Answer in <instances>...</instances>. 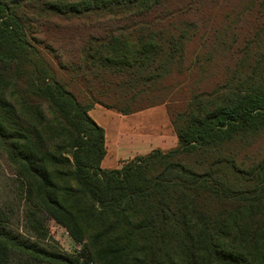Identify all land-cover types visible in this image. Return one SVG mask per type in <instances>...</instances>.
<instances>
[{
	"label": "trees",
	"instance_id": "1",
	"mask_svg": "<svg viewBox=\"0 0 264 264\" xmlns=\"http://www.w3.org/2000/svg\"><path fill=\"white\" fill-rule=\"evenodd\" d=\"M172 1L0 0V137L16 166L21 195L46 201L51 138H44L1 97L13 88L26 106L45 104L56 120L51 132L56 135L57 124L72 138L74 178L94 206L108 212L125 205L144 209L138 226L147 247L144 264H264V166L255 171L259 184L239 191L212 174V168L197 171L183 164L185 158L207 155L237 140L248 142L264 127V90H253L255 80H244L252 90L240 94L235 88L236 98L224 106L197 97L191 105L195 113L188 109L178 121L172 118L177 148L155 150L120 169L102 168L105 131L90 111L96 105L122 115L143 109L104 104L96 98L97 88L110 84L149 97L163 80L184 69L192 42L204 39V50L225 44L205 37L203 26L182 17L180 8H171ZM261 7L264 18V2ZM53 30L59 31L56 38L51 37ZM262 37L245 48V57L254 58L253 45L263 46ZM236 44L229 45L235 59ZM261 59L264 55L256 61ZM62 72L69 82L59 78ZM79 81L87 85L85 102L77 94H82ZM221 161L236 171L233 160ZM9 220L0 208V221ZM3 232L0 250L6 253L0 252V264H8L7 244L20 239ZM14 251L39 253L25 242L14 245ZM74 257L69 264H94L85 249ZM39 264L63 263L48 258Z\"/></svg>",
	"mask_w": 264,
	"mask_h": 264
},
{
	"label": "rangeland",
	"instance_id": "2",
	"mask_svg": "<svg viewBox=\"0 0 264 264\" xmlns=\"http://www.w3.org/2000/svg\"><path fill=\"white\" fill-rule=\"evenodd\" d=\"M263 2L173 0L171 8H180L182 17L203 26V31H207L205 37L221 40L225 44L204 50L201 49L206 42L204 39L192 42L185 52L184 69L163 80L149 97L144 93L133 96L108 84L105 90L97 88L96 98L122 110L143 109L137 112L143 113L142 116L135 118L130 127L156 134H162L163 129H171L176 134L172 118L178 121L186 111L195 113L196 109L191 106L195 98L201 97L202 101L211 102L215 107L224 106L236 98L235 88H240V94L252 90L249 88L251 84L247 86L244 80H255L252 84L254 91L264 90V60L256 61L264 55V43L261 44L263 46L253 45L256 49L252 51L253 59L243 54L253 40L261 36L264 40V18L261 17ZM184 7L185 11H182ZM58 32L53 30L51 37L56 38ZM234 42L237 43L233 48V52L238 54L236 59L229 50ZM195 64H198V68L196 66L195 71H190ZM59 78L69 82V75L65 72ZM78 85L82 91V94L77 91L79 99L85 102L83 93L86 94L87 85L81 81ZM1 98L15 106L19 115L37 128L44 138H51V157L46 159L48 196L43 201L34 196L26 198L21 195L19 177L15 175L16 166L9 159L0 137V208L10 219L9 223L0 221V232L11 233L20 239L13 245L7 244V263L39 264L43 259L55 258L69 264L70 260H75L74 256L85 249L94 264H144L147 247L144 234L138 228L144 218V209L125 205L114 212L98 210L75 181L70 157L72 138L57 124L56 135L51 132L56 120L47 106H26L13 88ZM149 106L152 107L145 109ZM185 159L183 164L197 171H210L212 168V174L220 175L233 190H253L260 181L255 171L264 166V127L248 142L237 140L220 150L212 149L207 155ZM222 159L233 160L235 172L238 173L233 172ZM19 242H25L39 253L24 256L15 252L14 245ZM0 252L6 253L4 250Z\"/></svg>",
	"mask_w": 264,
	"mask_h": 264
},
{
	"label": "crops",
	"instance_id": "3",
	"mask_svg": "<svg viewBox=\"0 0 264 264\" xmlns=\"http://www.w3.org/2000/svg\"><path fill=\"white\" fill-rule=\"evenodd\" d=\"M142 114L122 115L100 105L90 111L92 119L105 131L103 169H120L136 157L146 156L155 150L169 151L178 147V137L171 129H163L162 134H156L130 127L133 120Z\"/></svg>",
	"mask_w": 264,
	"mask_h": 264
}]
</instances>
